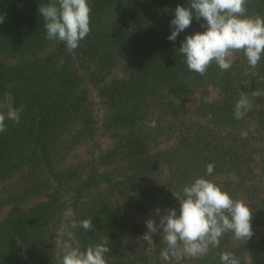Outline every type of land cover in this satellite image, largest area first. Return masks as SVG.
<instances>
[{"label": "trees", "instance_id": "16d2710c", "mask_svg": "<svg viewBox=\"0 0 264 264\" xmlns=\"http://www.w3.org/2000/svg\"><path fill=\"white\" fill-rule=\"evenodd\" d=\"M47 2L0 0V105L21 116L0 134V264H58L68 232L82 248L107 240V264H168L158 234L140 239L145 221L159 223L157 207L179 210L173 192L208 163L209 179L253 209L254 235L226 232L182 264H219L221 251L264 264V94L252 95L264 92V58L190 72L178 48L203 21L167 39L188 0H90L91 31L68 52L46 39L37 9ZM246 9L264 17V0ZM242 92L251 107L237 120ZM85 218L93 230L71 227Z\"/></svg>", "mask_w": 264, "mask_h": 264}, {"label": "clouds", "instance_id": "9594fccd", "mask_svg": "<svg viewBox=\"0 0 264 264\" xmlns=\"http://www.w3.org/2000/svg\"><path fill=\"white\" fill-rule=\"evenodd\" d=\"M246 4L247 0H188L187 6L177 5L169 21L172 29L169 41L175 42L194 19L203 21V30L186 35L178 48L190 72L204 75L213 63L221 71H227L232 67L235 52H242L252 68L264 58V17L248 15ZM37 11L44 21L46 39L62 42L68 52L76 50L91 31L90 0H48L40 3ZM3 19L0 18V23ZM262 94L259 89L252 93ZM250 107L249 96L242 92L235 103L234 118L241 119ZM20 120L15 107L0 105V134L6 131L7 122L19 124ZM214 172L215 164L208 163L203 175L184 185L180 192H173L179 210L170 207L162 212L157 207L154 211L159 223L153 218L145 221L147 231L140 239L150 245L153 234H158L164 244L161 259L168 264H182L187 257L199 258L210 249L219 248L226 232L245 242L254 235L253 209L209 179ZM64 215L70 217L71 210ZM71 227L85 232L94 229L90 218L72 220ZM110 251L107 240L82 248L77 235L68 232L58 264H107ZM219 264H239V261L233 252L221 251Z\"/></svg>", "mask_w": 264, "mask_h": 264}, {"label": "rangeland", "instance_id": "374dc122", "mask_svg": "<svg viewBox=\"0 0 264 264\" xmlns=\"http://www.w3.org/2000/svg\"><path fill=\"white\" fill-rule=\"evenodd\" d=\"M243 54H234L233 57H232V60L236 59V58H240ZM216 95V94H215ZM213 95V96H215ZM103 141L105 142L106 139L104 138ZM175 143V140L171 142V144H174ZM163 146H168V145H163ZM260 232H263L264 231V228H259L258 229Z\"/></svg>", "mask_w": 264, "mask_h": 264}]
</instances>
